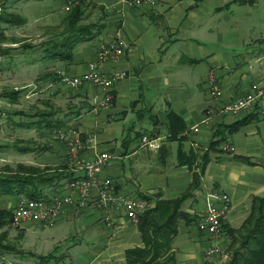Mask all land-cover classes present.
Returning a JSON list of instances; mask_svg holds the SVG:
<instances>
[{"label":"crops","instance_id":"crops-1","mask_svg":"<svg viewBox=\"0 0 264 264\" xmlns=\"http://www.w3.org/2000/svg\"><path fill=\"white\" fill-rule=\"evenodd\" d=\"M32 1L44 4L43 23L28 10L26 3ZM126 1L90 0L81 5L78 27L84 28V41L77 43L66 61L48 57L45 50H65L62 46L75 38L69 24L75 8L66 12V0H6V11L0 16V39L9 36L12 28L20 33L22 28L39 27L41 62H49L40 81H35L36 76L27 79V85L20 89L26 90L25 99L43 93L50 101L30 104L21 113L25 122L16 125L32 131L41 129L53 138L47 136L50 142L42 157L55 167L48 170L52 179L41 186L51 193L40 197L69 196L75 202L48 234L40 232L48 228L31 223L9 232L7 242L3 238L1 244L21 260L8 264H53L40 258L50 253L65 256L59 264H125L126 250L143 246L137 225L121 212L110 210L115 224L108 228L92 202L78 205L76 193L69 187L70 175L78 173L71 169L65 144L56 137L58 128H76L84 139H93L92 143L85 142L82 157L86 160L110 153L113 159L98 176L111 178L120 191L134 197L160 193L165 199L178 198L192 185L200 158L211 142L218 143L217 151L210 152L211 161L194 195L183 203L194 220L180 222L173 242L178 264H205L206 251L216 245L227 250L226 229H238L243 224L253 197L264 198V118L252 115L249 124L231 131L249 115L219 113L251 84L264 83V0H157L154 6L141 7H130ZM118 31L128 49L120 61H107L102 69L107 74L124 72L126 76L116 84L113 105L103 108L99 106L103 90L92 84L73 88L64 79L83 74L100 47L114 40ZM18 43L20 40L11 39L3 44L17 47ZM5 73L0 71V78ZM209 74L215 75L214 86L222 91V97L211 94ZM14 89L11 94L21 95L19 88ZM209 111L212 121L202 123ZM145 125L150 128L142 131ZM170 126L183 127L175 140H169ZM144 136L161 137V149L143 147ZM180 150L197 157L191 168L179 165ZM233 156L249 158L252 164L236 161ZM216 192L227 193L231 200L221 239L202 234L197 228ZM209 262L219 264L222 258L214 256Z\"/></svg>","mask_w":264,"mask_h":264},{"label":"built area","instance_id":"built-area-1","mask_svg":"<svg viewBox=\"0 0 264 264\" xmlns=\"http://www.w3.org/2000/svg\"><path fill=\"white\" fill-rule=\"evenodd\" d=\"M157 0H127L130 7L154 6ZM90 0H66L65 11L71 12L77 6L89 3ZM6 11V0H0V16ZM1 47V45H0ZM128 43L121 31H118L114 40L100 47L95 60L88 64L87 70L76 77L65 78L64 81L74 87L83 84H93L105 92L104 98L99 106L108 108L113 105L116 84L123 79L124 72L107 74L102 65L107 61L118 62L125 55ZM8 56L0 51V67L5 63ZM208 83L211 87V94L216 98L223 96L214 84L216 77L214 74L208 75ZM2 94L0 92V111L3 109ZM221 115L247 116L257 115L264 118V83H253L241 94V96L224 104L219 110ZM213 119L211 111L202 120V123H210ZM199 128H194L198 131ZM56 137L65 144L68 156L74 165L72 169L78 173V177L69 183V187L76 193L79 206H88L90 202L101 213L104 224L111 228L115 224V218L111 216L110 210L121 212L125 218L134 225H138L140 215L150 207L146 200L139 196H130L117 189L113 180L108 177L100 178L98 173L107 165L113 156L104 152L96 156L93 160H86L81 153L85 148V142L92 143L89 136L83 138L82 133L76 128L56 131ZM143 147L158 151L162 147L161 137L144 136L141 139ZM233 151L231 146L226 147ZM81 174V175H80ZM72 197H21L19 203L14 208L11 224L13 227H21L25 223L38 224L43 228L53 227L58 217H60L68 207L74 205ZM231 210V200L227 193L216 192L213 194V201L209 204L204 216L197 224L198 230L205 235L216 239H221L224 234L223 222ZM206 259L223 255L220 245L210 248L205 253ZM1 264V262H0Z\"/></svg>","mask_w":264,"mask_h":264},{"label":"trees","instance_id":"trees-1","mask_svg":"<svg viewBox=\"0 0 264 264\" xmlns=\"http://www.w3.org/2000/svg\"><path fill=\"white\" fill-rule=\"evenodd\" d=\"M81 18L80 6H77L73 10L72 17L69 19L70 27L74 29L71 32L76 33L75 38L69 44L62 46L66 47L65 50H58L56 45L53 51L51 48L46 49L48 57L66 61L71 59L74 47L80 41H84L82 38L84 28L78 27ZM19 96L18 92L9 94V97L14 102L18 100ZM172 115L174 118H179L175 114H170L171 117ZM251 116L249 115L247 118L238 121L231 128V131H237L249 124ZM181 131H183V127L175 129L170 126L169 140L177 139ZM217 145V142H211L209 149L200 158L197 165L199 172L194 173L192 185L178 198L165 199L160 193L152 196L139 194L141 199L149 203L154 202L155 205L140 215L137 227L143 246L126 250L125 264H178L177 257L173 251V242L178 233L180 222H191L194 220L183 209V203L194 195V190L200 184L201 177L205 174L207 166L211 161L210 152L217 151ZM196 159L197 157L193 153L186 154L181 150L178 153L179 165H188L191 168ZM232 159L252 164L249 158L246 157L233 156ZM21 169H24L22 165L16 171L10 170L11 176L0 177V188L9 193L25 192L29 197L39 198L40 183L49 181L52 178L50 176H39L37 168H30L33 169V171H30L31 175L26 173L29 176L25 177L21 173ZM71 177L73 176L71 175ZM30 186L33 189L32 191L30 190ZM11 215L9 221H11ZM7 216L9 214L4 215V213H0V227L6 225ZM226 234L229 240L227 248L229 260L225 264H264V198L253 197L250 213L243 224L238 229L227 228ZM6 247L8 246H3L0 241V251H8L9 249ZM56 257L55 253H50L40 258L44 262L49 263L56 259ZM205 264L213 263L205 262Z\"/></svg>","mask_w":264,"mask_h":264},{"label":"rangeland","instance_id":"rangeland-1","mask_svg":"<svg viewBox=\"0 0 264 264\" xmlns=\"http://www.w3.org/2000/svg\"><path fill=\"white\" fill-rule=\"evenodd\" d=\"M26 5L28 10L31 11L32 16L35 19L42 21L41 23H43V21L46 18L43 11L44 4H40L37 1H32L30 3H26ZM82 5H86V4H82ZM30 19L31 18H29V20ZM9 30L11 31L9 32V36L7 37L5 36V39L2 40L0 39V45H1L0 51L8 56L5 63L0 67L1 69L0 71L6 72L4 74V77L0 78V92L3 98L2 99L3 109H1L0 111V115H1L0 116V177L3 178L5 176H11L9 171L10 170L16 171V169L20 165H22V167L24 168L21 169V173H23L25 177H27L28 174L31 175L30 171H33V169L30 168H37V173H39L38 174L39 176L43 175L49 177L50 175V171L48 172L49 168H55V167H53L50 164V162H46L45 159H42V157L45 156L44 147L48 144L47 142H50V140L48 141V139H53V138H51V135L44 134V132H40L41 129H39V131H32L29 129H24V128L21 129L17 127L18 123L25 122L24 120L25 116L22 115L21 113H24V110L26 108H29V106L31 105L39 106L42 105V103H46L47 101H50L49 96L44 95L43 93L38 94L32 100L25 99L24 91L26 90L20 89L21 86L27 85L26 82H24L27 81V79H34L36 76L37 80L35 81L37 82L40 81L41 80L40 78L43 74L42 69H44L45 65L49 64L48 61L41 62V58L43 57L42 55L43 49L40 47L41 46L40 44L42 42L40 36L42 34L41 28L36 27V28H32V30H25L24 28H22L19 30L20 33H14L15 28ZM14 34H18V35L20 34V36L18 38L14 37ZM11 39L20 40V43H18L19 45L17 47H12L10 45L3 44L5 42L10 43ZM44 49H46V47ZM27 51L29 52L31 51V54L27 53ZM84 85L87 84H83L78 87H74L72 85L71 86L73 88H80ZM14 88H19V90H21L20 91L21 95L19 96L16 102L12 101L11 98L9 97L10 92L15 90ZM144 127L145 128L142 131L150 128L149 125H145ZM69 129L70 128H58L56 131L69 130ZM29 148H31V151H29ZM71 166H72L71 169L74 168L73 164ZM71 175L73 177H71ZM71 175H70L69 183L78 177V175L77 176H74L73 174ZM45 182L47 183V181L40 183L41 196L51 193L49 191L47 192L44 188H43L44 192L42 191L43 189L41 186L44 185ZM30 190L32 191L33 189L31 188ZM4 192L6 191L0 188V213H4V215L9 214V216L6 217L7 220L6 225L0 227V241L3 238L6 240L7 236L9 235V232H12L14 229L18 228L12 226L11 221H9V217L11 214H13L14 208L19 203L20 198L29 197L25 192L23 193H9V192L4 193ZM149 208L152 207L150 206ZM1 230H5V232H1ZM43 230L44 231L40 230V232H44L47 234L52 232V229L49 228ZM9 244L13 246L12 242H9ZM11 252H12L11 250L0 251L1 264H4V261L6 262V264H8L10 260H16V259L21 260L20 258H17L12 254H9ZM21 256L24 255L21 254ZM221 258H222V263L219 264L227 263V261L229 260V254L227 250L223 249V255L221 256ZM64 259L65 256L63 255L57 256L56 259L53 260V263L59 264ZM211 260L212 258L209 259L207 258L206 262H209ZM24 261L27 262V260ZM68 263L71 262L69 261Z\"/></svg>","mask_w":264,"mask_h":264}]
</instances>
